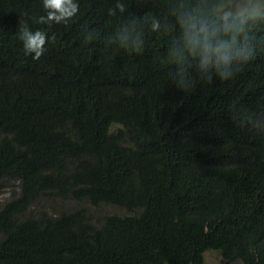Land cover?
I'll return each mask as SVG.
<instances>
[{
  "label": "trees",
  "instance_id": "16d2710c",
  "mask_svg": "<svg viewBox=\"0 0 264 264\" xmlns=\"http://www.w3.org/2000/svg\"><path fill=\"white\" fill-rule=\"evenodd\" d=\"M73 2L0 0V264H264V10L205 66L187 21L229 0Z\"/></svg>",
  "mask_w": 264,
  "mask_h": 264
},
{
  "label": "clouds",
  "instance_id": "9594fccd",
  "mask_svg": "<svg viewBox=\"0 0 264 264\" xmlns=\"http://www.w3.org/2000/svg\"><path fill=\"white\" fill-rule=\"evenodd\" d=\"M45 9H48L47 18L40 16L38 23H60L62 20L72 18L78 7L73 0H43ZM232 18V13L225 12L221 18L223 23L217 21H201L197 23L195 17L187 21V39L193 52L199 51L208 66L213 55L226 60L227 53L236 41L237 34L243 30L242 25H237ZM20 39L26 54H33V59L38 60L46 51L45 44L49 39L44 30L32 31L27 22H20ZM223 34V35H222ZM54 39V37H52ZM223 75V74H222Z\"/></svg>",
  "mask_w": 264,
  "mask_h": 264
},
{
  "label": "rangeland",
  "instance_id": "374dc122",
  "mask_svg": "<svg viewBox=\"0 0 264 264\" xmlns=\"http://www.w3.org/2000/svg\"><path fill=\"white\" fill-rule=\"evenodd\" d=\"M264 10V0H229L227 4L221 9L222 15L225 12L232 13V16H241L249 10ZM19 182L5 181L0 182V203H5L12 197L14 191H18ZM66 205L64 201L59 200L58 205ZM59 206L57 207L59 209ZM67 206V205H66ZM43 208H47L50 213L54 214L55 210L51 203H42ZM79 207V206H78ZM108 213L123 214V211L117 207H106L102 210L103 215ZM99 212H95L96 217L102 216ZM205 259L208 264H224L223 260L218 252L208 251L205 254Z\"/></svg>",
  "mask_w": 264,
  "mask_h": 264
}]
</instances>
